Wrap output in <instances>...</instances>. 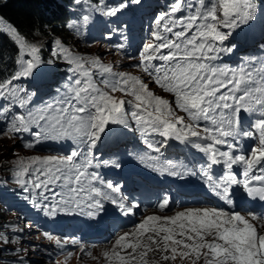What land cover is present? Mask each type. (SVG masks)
I'll list each match as a JSON object with an SVG mask.
<instances>
[{"label":"snow or ice","instance_id":"obj_1","mask_svg":"<svg viewBox=\"0 0 264 264\" xmlns=\"http://www.w3.org/2000/svg\"><path fill=\"white\" fill-rule=\"evenodd\" d=\"M133 2L140 4L141 0ZM126 7L121 3L104 14L115 16ZM255 10L253 0H194V3L175 0L169 12L155 18L153 42L143 45L139 61L133 66L147 74L170 99L156 94L141 77L114 71L112 65L103 63L99 57L76 55L57 41L64 59L74 65L70 69L72 76L63 92L57 89L59 98L41 108H29L34 93H26L14 83L32 77L34 70L44 63L39 55L40 47L29 42L12 25L5 26L0 19V32H7L19 49L17 71L10 78L0 80V100L8 102L0 105V116L7 120L0 136L33 133L35 128L38 131L33 133L34 139L25 143L29 149L46 140L71 139L78 145L62 156L23 158L14 153L17 156L13 161L15 182L25 191L36 193L30 200L33 207L55 216L58 211L67 212L73 206L86 205L96 209L87 213L95 216L103 209L99 197L117 203L116 197L95 185L94 182H105L95 171H89L101 166L93 164L90 156L102 135L106 138L117 131L114 126L133 128L130 121L135 122L133 130L142 135L158 134L165 138L155 144L148 143L147 147L157 153L170 139L203 153L210 163L200 171L209 187L228 204L232 203L230 186L241 183L250 197L264 201V65L233 69L217 63L222 54L233 51L232 46L225 45L232 32L225 29L234 30L252 20ZM8 105H18L26 112L5 115L10 112ZM245 114L256 118L247 122ZM243 138L257 141L249 149L250 155L242 154L238 142ZM217 146H226L228 150ZM218 164L225 165L227 171L214 178L210 170ZM233 165L243 166V181L236 178ZM257 170L260 174H255ZM169 174L181 175L178 171ZM253 181L260 182L261 186H250ZM106 187L113 193L120 192L111 182ZM49 200L54 202L45 203ZM168 204L165 198L158 207L163 209ZM118 207L125 215L132 211L123 204ZM161 219L173 227L152 223ZM260 227L264 228V223ZM148 232L153 233L147 237L149 245H142L139 239L123 245L133 250L146 247V251L139 253L141 264H148L145 257L150 251L170 252V256L164 255L165 261L179 257L189 260L190 264H198L201 259L203 264H264V231L239 212L204 208L188 209L165 218L148 216L136 226L134 234L143 236ZM44 235L53 239L49 233ZM128 236V233L120 236L117 245L122 246ZM0 239L4 243L15 242L7 236ZM56 243L59 245L60 241L57 239ZM112 255L120 264H132L136 259L132 253L128 257L118 252Z\"/></svg>","mask_w":264,"mask_h":264},{"label":"rangeland","instance_id":"obj_2","mask_svg":"<svg viewBox=\"0 0 264 264\" xmlns=\"http://www.w3.org/2000/svg\"><path fill=\"white\" fill-rule=\"evenodd\" d=\"M171 2H175V0H170L167 9L162 8L161 5L158 6V9L162 8V10L160 9L161 12H169L172 5ZM253 2L256 6V10L254 12V18L251 20L252 22L248 24V30L251 33L254 30L252 24L253 22H256V17L264 19V3L257 0H253ZM127 9L132 11V4H127V7L122 11ZM158 9L157 6L154 7V11L159 12ZM107 10L108 9H100L98 11L99 21L107 22L116 16L105 15L104 12ZM154 13L156 14V12ZM179 15L181 14L177 13V16ZM4 24L5 26L8 25L5 21ZM88 25L86 20L82 19L80 22L68 27L67 30L69 35L67 34L65 37H46V39L44 38L41 41L34 43L40 47V57L42 58V53H45L48 57L44 60V66H39L34 70L32 77L18 80V82H25L30 90H39V94L32 99V104L28 105L29 108H41L47 103L58 99V95L52 97L56 92L54 88L58 83L62 82L66 76H72L70 69L74 67V65H70L66 59H64V54L60 52L57 47V41L76 55L85 58L99 57L103 63L112 65L114 71H123L141 77L149 84L150 89L156 94L170 99V96L154 86L152 81L141 69L133 66L134 64L132 60L122 58L114 48V43L109 41L108 37L105 38L100 35H103L102 32L99 31L98 34H94L92 37H86L89 31ZM258 26L260 28L259 34L252 33V38L256 39L255 42H262L264 41V21L258 23ZM104 31L105 30H103V32ZM225 31L231 30L225 29ZM237 36L238 34H232L229 39L225 41V45L230 44V39L231 41H234V38ZM246 39H248L247 36L244 38L242 44H237L241 45L243 49L247 48L245 45L256 48V43L250 45L248 42L246 43ZM54 53L57 54L54 55ZM25 58L28 57L26 56ZM49 60L53 61V63H47ZM68 82L69 81L63 83L62 89L60 90L61 92L64 91V85ZM116 95L120 96L121 94L117 93ZM13 112L18 115L24 114L26 109L17 106L12 113ZM178 115L183 116V113L178 112ZM6 124L7 120L1 119L0 130H3ZM35 131H38V129L34 128L33 133ZM33 133H22L16 134L15 136L9 133L8 136H0V236H7L10 241H15L4 243L3 240L0 239V264H120L119 259L112 255L113 252H118L121 256L125 257H128L129 253H132L136 257V259L132 261V264H141L139 253L141 251H146V247L142 246L141 249L137 248L135 251L123 245H126L127 243H135L137 239L143 242L142 245H148L150 242L147 237L153 235L151 232L145 233L143 236H137L134 234V231L133 233H129L127 241L122 242V246H118L117 243H115L112 246L94 249L92 251L89 250L88 253H86L80 249L69 247V238H60L57 234L49 233L48 228H44L40 225V222L48 221L51 223L52 221L46 218V214L42 210L33 207L30 202L31 197L36 193L32 190L25 191L15 182L13 176V161L17 159V156L14 155V153L19 154V157L28 158L32 156H62L65 155V150L49 148L51 145L48 144H50L51 140L43 141L32 149L25 147V143L34 139ZM9 136L12 138L10 139ZM71 141L73 142L72 148L75 150L78 145L73 140ZM58 144L64 145L62 140H60ZM48 195L51 196L50 193H48ZM26 197H28V199H25ZM45 203H48V201ZM73 208L74 206L68 211L70 212V215ZM60 212L66 213L64 211ZM37 214L38 217H40V215L43 217H40V221L39 219H36ZM168 215L170 216H164L163 214H159L158 216L165 218L171 217L173 214ZM52 217H56V215ZM158 222H154V224L157 226L164 224L168 227H173L164 219H161ZM44 233H49L53 239H48ZM160 235H164V233H161ZM140 237L142 239H140ZM57 239L60 241L59 245L56 243ZM105 253H108L107 257L105 256ZM152 256L154 257L152 258ZM163 257L164 256L160 252L153 251V253H151L150 251L145 259L148 261V264H190L187 259L178 257L175 261H172L171 259L165 261ZM198 264H203V259L200 260Z\"/></svg>","mask_w":264,"mask_h":264},{"label":"trees","instance_id":"obj_3","mask_svg":"<svg viewBox=\"0 0 264 264\" xmlns=\"http://www.w3.org/2000/svg\"><path fill=\"white\" fill-rule=\"evenodd\" d=\"M106 1L0 0V18L8 25L17 28L29 42L36 43L46 37L69 35L67 29L70 23L88 13L94 5L104 4ZM17 54L18 46L12 38L7 32H0V80L10 78L17 71ZM41 55L43 59L48 57L45 53ZM14 83L23 88L26 93H33L26 91L27 89L17 84L18 82ZM59 86L56 88L58 89ZM0 101V105L8 104L7 101ZM8 106L10 109L11 105Z\"/></svg>","mask_w":264,"mask_h":264},{"label":"bare ground","instance_id":"obj_4","mask_svg":"<svg viewBox=\"0 0 264 264\" xmlns=\"http://www.w3.org/2000/svg\"><path fill=\"white\" fill-rule=\"evenodd\" d=\"M260 10V9H259ZM257 16H259V15H257ZM263 27V26H262ZM264 29V28H263ZM184 148H186V149H189L187 146H185ZM154 223V222H153ZM159 223V222H158ZM147 235V234H146ZM161 236H163V235H161ZM138 238V237H137ZM178 239H180L181 237H177ZM140 239H142L141 237H140ZM145 239V238H144ZM138 240V239H137ZM150 242V241H149ZM143 243V242H142ZM151 243V242H150ZM149 243V244H150ZM148 244V245H149ZM112 246V245H111ZM152 247H156L155 245H152ZM102 248V247H101ZM101 248H99V249H101ZM139 249H141V248H139ZM136 251V250H135ZM154 252H157V251H154ZM163 256L164 255H171V253L169 252V254L168 253H165V252H163V251H159ZM151 253H153V251H151ZM150 254V253H149ZM154 256H152V258H153ZM155 260H156V258H155ZM160 260V259H159ZM202 260V259H201ZM151 262V261H150ZM160 262H162V261H160ZM112 264V263H111Z\"/></svg>","mask_w":264,"mask_h":264}]
</instances>
